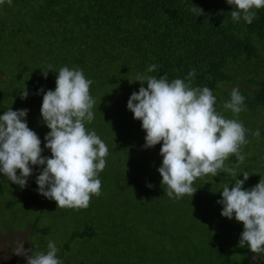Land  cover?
<instances>
[{
    "label": "trees",
    "instance_id": "obj_1",
    "mask_svg": "<svg viewBox=\"0 0 264 264\" xmlns=\"http://www.w3.org/2000/svg\"><path fill=\"white\" fill-rule=\"evenodd\" d=\"M193 4L202 8L204 15L192 14L189 9ZM232 10L226 0H12L11 6L7 2L0 5V58L4 57L5 49L6 58L12 61L9 67L24 73L14 81L26 85L29 95L24 99L25 109L32 112V121L45 126L39 129L41 142L50 129L42 121L43 93L37 94L38 90H54L56 75L63 66L82 69L86 78L93 81L90 94L96 101L94 120L86 127L95 130L113 149L116 169L125 179L123 189L141 173L137 170L134 176L130 169L140 168L144 172L143 181L153 185L141 192L149 213L160 212L164 206L163 215L170 220L177 213L175 203L187 202L179 206L180 217L188 214L195 222L199 209L220 205L217 201L222 198L225 183L221 180H227L226 173L197 179L193 185L197 191L192 199L189 196L170 199L164 193L166 186L161 185L158 172L163 159L162 144L144 148L146 133L141 121L134 119L127 109L129 97L140 87L139 82L129 81L138 73L157 77L166 74L169 81L186 79L195 69L193 86L209 87L217 97V110L226 118H237L230 110H224L223 104L230 100L232 89L238 87L247 108L238 119L250 130L247 133L250 143L242 148V154L246 157L252 149L259 153L264 143V8L257 10L251 24L242 20L234 23ZM206 17L208 22H204ZM151 64H157L158 68L147 73ZM48 65L52 71L45 79L41 69ZM0 73L6 76L2 64ZM5 95L0 90L2 106ZM9 109L0 108V115ZM249 122L258 125V139L251 135L256 128L249 127ZM44 145L42 142L44 151L49 150ZM92 210L91 205L79 212ZM201 215L202 210L200 219ZM201 224L186 223L180 227L199 232ZM96 225L87 221L85 226L74 229L64 250H70L69 243L77 239L98 237L100 228ZM220 228L227 232L230 243L239 244L242 223L225 222ZM50 231L47 226L41 230L46 235ZM128 231L126 227L125 233ZM192 240L185 236L181 244L187 249ZM171 243L180 248L174 240ZM31 245L36 248L33 242ZM200 246L203 244H195L192 252L180 250L175 260L178 264H206L209 260L206 248ZM242 252L246 257L254 255L247 247ZM107 257L102 255L101 259ZM223 260L226 262L227 258ZM165 261L169 260L165 258Z\"/></svg>",
    "mask_w": 264,
    "mask_h": 264
},
{
    "label": "clouds",
    "instance_id": "obj_2",
    "mask_svg": "<svg viewBox=\"0 0 264 264\" xmlns=\"http://www.w3.org/2000/svg\"><path fill=\"white\" fill-rule=\"evenodd\" d=\"M6 2L12 5V0H0V5ZM226 2L233 7L234 23L242 20L251 24L257 10L264 8V0ZM189 11L196 17L204 15V10L194 4ZM204 22H208L207 17ZM51 68L48 65L41 69L45 79ZM157 68V64H151L147 73ZM195 74L193 69L186 79L169 81L166 74L157 77L138 73L129 81L139 82L140 87L129 97L127 109L134 119L141 121L146 133L143 147L162 144L163 159L158 172L161 185L166 186L164 193L174 200L184 196L192 199L197 179L214 178L220 173L237 176L239 165L245 161L242 148L250 143L247 139L250 130L238 119L247 110L239 88L234 87L230 100L223 104V109L237 118H226L217 110V97L209 87L193 86ZM92 83L82 69L63 66L56 75L54 90H38L37 94L43 93L42 121L50 129L44 137L50 157L42 155L41 139L27 124L28 109L10 108L0 115V173L23 189L33 175V167L42 166L36 177L38 192L54 200L57 208L87 209L94 196L102 195L99 176L106 168L109 148L95 130L86 127L94 120L96 101L90 94ZM28 95L23 90L21 99ZM251 135L258 139L260 130ZM230 157H235L233 166L228 163ZM242 175L243 179H236L231 188L229 184L223 186L222 198L217 203L223 205L221 216L230 220L234 217L243 224L239 247L250 249L253 261H257L264 259V178L246 190L244 184L250 175L247 172ZM23 245L24 242L18 241L13 253L23 256L27 264H63L52 240L48 241L46 252L26 250Z\"/></svg>",
    "mask_w": 264,
    "mask_h": 264
},
{
    "label": "rangeland",
    "instance_id": "obj_3",
    "mask_svg": "<svg viewBox=\"0 0 264 264\" xmlns=\"http://www.w3.org/2000/svg\"><path fill=\"white\" fill-rule=\"evenodd\" d=\"M11 62L6 58L4 49V57L0 58V64L3 65L6 75L4 77L0 73V90L1 93H6L4 106L14 110L25 109L27 105L25 100L21 99V92L27 90L26 85L21 81L19 84L14 81L16 77H23L24 73L22 71L18 73L15 67L10 68ZM4 106L0 103V108ZM243 119L247 120L248 117ZM32 120V112L28 111L26 121L29 128L37 134L39 129H45L41 122L35 123ZM249 125L258 129V125L252 126L250 122ZM39 138H43L42 135ZM42 142L46 143L44 139ZM251 143L257 145L255 141ZM108 148L106 168L99 176L102 182V195L92 198L90 202V206H93L92 211L79 212V210L57 208L54 200L40 195L36 177L42 166L33 167V175L29 177L28 184L23 189L0 173V264H27L23 256L13 253L18 241L24 242L23 246L26 250L46 252L49 240L56 243L59 249L58 258L62 259L61 255L64 256L63 264H106L108 261L111 264H165L166 262L178 264L174 256L180 250L194 251V245L199 243L203 244L200 246L201 249L206 248L205 254L209 259L206 264H264L260 259L253 261V256L246 257L238 243L229 242L227 232L221 230L220 226L225 222L236 224L237 221L234 217L230 220L221 216L223 208L221 204H213L208 209H199L195 222L188 214L184 218L180 217L179 206L187 205V202L175 203L177 213L170 220L163 215L164 206L160 212L149 213L144 201L145 196H141V192L148 189V184L143 181L144 172L140 168L130 169L134 176L137 170L141 173L133 178L134 181L128 183L126 189H123L125 179L118 174L117 161L112 154L113 149ZM254 151L256 150L252 149L247 153L246 160L237 169V176L226 173L227 180H220L229 184L231 188L234 186L232 183L236 179L242 180V173L247 172L250 177L245 182L244 188L247 190L254 187L264 174V158H256L263 157L264 143L259 153ZM42 155L50 157L51 152L46 150ZM228 163L233 166L235 157H231ZM87 221L97 224L96 227L100 228L97 233L100 235L77 239L72 244L69 243L70 250L65 251L64 245L68 243L70 234L74 229L85 226ZM186 223H204V225L201 224L199 232L185 231L180 225ZM43 226L51 229L47 235L41 232ZM126 227H129V231L125 233ZM118 229L119 231L116 232L115 230ZM107 233L110 234L105 236ZM185 236L193 239L187 249L181 244ZM173 240L181 249L173 247L171 243ZM32 242L36 248L31 245ZM102 255L108 257L101 259ZM165 258L169 261H165ZM223 258H227L226 262Z\"/></svg>",
    "mask_w": 264,
    "mask_h": 264
}]
</instances>
